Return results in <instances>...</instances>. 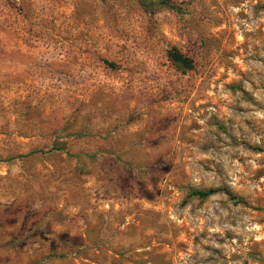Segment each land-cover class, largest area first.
<instances>
[{
    "label": "rangeland",
    "instance_id": "374dc122",
    "mask_svg": "<svg viewBox=\"0 0 264 264\" xmlns=\"http://www.w3.org/2000/svg\"><path fill=\"white\" fill-rule=\"evenodd\" d=\"M0 264H264V0H0Z\"/></svg>",
    "mask_w": 264,
    "mask_h": 264
},
{
    "label": "trees",
    "instance_id": "16d2710c",
    "mask_svg": "<svg viewBox=\"0 0 264 264\" xmlns=\"http://www.w3.org/2000/svg\"><path fill=\"white\" fill-rule=\"evenodd\" d=\"M157 4L163 5L164 7L174 10L175 7L167 4L166 2H157ZM168 59L178 67L180 71H187L191 69V61L180 54H178L176 51L171 50L167 54ZM209 194H211V191H205V192H193L192 195H195L199 198L207 197Z\"/></svg>",
    "mask_w": 264,
    "mask_h": 264
}]
</instances>
